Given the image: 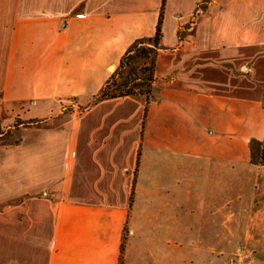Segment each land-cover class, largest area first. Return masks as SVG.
<instances>
[{
    "label": "crops",
    "instance_id": "crops-1",
    "mask_svg": "<svg viewBox=\"0 0 264 264\" xmlns=\"http://www.w3.org/2000/svg\"><path fill=\"white\" fill-rule=\"evenodd\" d=\"M159 21L153 99L96 101ZM72 97L84 112L59 111ZM5 128L0 264H264V184L235 211L195 192L243 162L264 176V0H0Z\"/></svg>",
    "mask_w": 264,
    "mask_h": 264
},
{
    "label": "trees",
    "instance_id": "trees-1",
    "mask_svg": "<svg viewBox=\"0 0 264 264\" xmlns=\"http://www.w3.org/2000/svg\"><path fill=\"white\" fill-rule=\"evenodd\" d=\"M160 43V21L153 37L134 41L120 57L96 101L135 97L148 104L153 99L155 82V61ZM249 160L253 166L264 167V141L250 139ZM125 238L123 239L124 244ZM123 246L121 247V250Z\"/></svg>",
    "mask_w": 264,
    "mask_h": 264
},
{
    "label": "rangeland",
    "instance_id": "rangeland-1",
    "mask_svg": "<svg viewBox=\"0 0 264 264\" xmlns=\"http://www.w3.org/2000/svg\"><path fill=\"white\" fill-rule=\"evenodd\" d=\"M112 72V71H111ZM59 111L65 114H73L78 115L81 112H84L85 109L88 107V104L80 105L76 98H63L60 99L58 102ZM16 124L15 127L17 128L20 125L19 129L24 128H37L46 126L47 122L40 119H27V120H14ZM14 130V129H12ZM11 130L5 128L0 129V144H18L19 137L17 132H12L10 135ZM214 141V137H212ZM262 174L259 173V170L250 168L249 163H239L236 166H228L227 173L221 178V184H216L214 178L209 179L210 182L202 179H197V184L195 188L196 195L199 197H215L221 196L222 200L220 204L222 205L225 203L226 209L229 211L237 210L243 202L246 200L248 201L253 194H255V188H259L264 184L260 179ZM210 205V203H209ZM204 205L203 207H205ZM213 206V205H211ZM235 249H227V256L224 259L219 260L214 264H234L235 260L239 256H247L248 252H251V249H245V254H235ZM234 260V261H233ZM232 261V262H231Z\"/></svg>",
    "mask_w": 264,
    "mask_h": 264
}]
</instances>
